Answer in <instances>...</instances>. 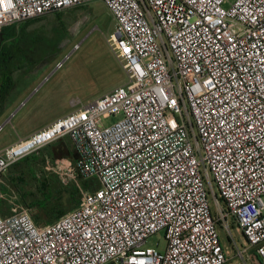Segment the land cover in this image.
<instances>
[{
    "label": "built area",
    "instance_id": "built-area-1",
    "mask_svg": "<svg viewBox=\"0 0 264 264\" xmlns=\"http://www.w3.org/2000/svg\"><path fill=\"white\" fill-rule=\"evenodd\" d=\"M94 1L0 0V45L8 26ZM101 1L127 82L0 151L1 178L67 136L75 163L49 167L100 187L51 224L23 203L0 212V264H231V222L238 258L264 264V0ZM161 231L165 251L146 246Z\"/></svg>",
    "mask_w": 264,
    "mask_h": 264
},
{
    "label": "rangeland",
    "instance_id": "rangeland-1",
    "mask_svg": "<svg viewBox=\"0 0 264 264\" xmlns=\"http://www.w3.org/2000/svg\"><path fill=\"white\" fill-rule=\"evenodd\" d=\"M29 28L32 34L23 45L29 59H23V69L16 71L8 96L0 98V125L4 124L0 131V151L20 137H25L28 131L39 124L72 111V99L80 98L84 103H89L127 82L124 70L122 75L115 74L107 64L109 60L106 61L109 54L121 66L104 39V35L114 32L115 19L103 1L97 0L89 6L65 10L59 14L53 12L32 23ZM118 118L112 116L105 119L104 123L111 124ZM66 140L68 154L58 144L51 147L50 151H55L56 156L68 155L66 157L75 163L72 142L69 137ZM33 154L42 156L43 152L38 150L28 156ZM47 154L51 156L50 152ZM47 156L44 157L45 163L37 165L34 171L25 169L23 182L12 179L9 169L5 171L0 178V194L3 195H0V204L9 209L15 202L25 204L21 192L32 203L40 195V182L43 180L51 185L54 182L63 184L75 180L82 187V181L78 180L82 178L79 172L72 176L66 170L50 168ZM94 181L96 187H100L98 179ZM3 184L10 190H4L1 186ZM211 203L213 211H216L213 200ZM33 213H37L36 208H33ZM231 227L232 235L219 226L222 241L229 251L231 264H237L238 259L244 264L238 258L235 246L243 247L244 237L235 222H231ZM146 246L165 251V232L150 237ZM250 264L255 263L251 261Z\"/></svg>",
    "mask_w": 264,
    "mask_h": 264
},
{
    "label": "trees",
    "instance_id": "trees-1",
    "mask_svg": "<svg viewBox=\"0 0 264 264\" xmlns=\"http://www.w3.org/2000/svg\"><path fill=\"white\" fill-rule=\"evenodd\" d=\"M42 18L28 20L20 24H13L4 28L2 31V42L0 45V80H3V82L0 84V98H6L8 96L16 71L23 69V59H29L28 53L25 51L23 45L32 34L29 28L30 25ZM60 24L63 25L62 22ZM107 55L110 58H106L107 62L109 60L107 64L110 69L113 73L122 75V66L119 67L114 62L112 55ZM58 141L40 149L43 152L42 156L33 154L12 165L9 168V172L12 173L11 178L17 180V182H23L25 169L34 171L37 165L44 164V157L48 155V152L51 153V156H55V151L51 152L50 149L55 144H58ZM78 180L80 182L82 181V187L75 180H69L63 184L54 182L53 185L43 180L40 182V195L32 203L28 202L26 197H24V193L21 192L23 202L27 206L37 209V213L34 215V220L37 224L54 223L81 205L83 198L82 189L88 190L93 188L96 185V181L94 179H84L83 176ZM1 186L4 190H10L5 184Z\"/></svg>",
    "mask_w": 264,
    "mask_h": 264
},
{
    "label": "crops",
    "instance_id": "crops-1",
    "mask_svg": "<svg viewBox=\"0 0 264 264\" xmlns=\"http://www.w3.org/2000/svg\"><path fill=\"white\" fill-rule=\"evenodd\" d=\"M58 118V117H57ZM55 118V119H57ZM55 119H52L46 123H41L39 124L37 127H35L34 129H31L30 131H28V133L25 134V136H28L30 134H32L33 132L39 130L40 128L44 127L45 125H47L48 123L52 122L53 120ZM67 136L66 137H63L62 139H60L58 141V145L60 146V149L65 153V154H68V141L66 140ZM70 139V138H69ZM71 140V139H70ZM72 142V140H71ZM72 145H73V142H72ZM73 148H74V145H73ZM74 154H72V156L74 155L75 157V151L73 149V152ZM68 156V155H66ZM73 158V157H72ZM1 196H3L2 194H0ZM0 212L3 214V215H8L10 213V209L8 207H5L3 204H0Z\"/></svg>",
    "mask_w": 264,
    "mask_h": 264
}]
</instances>
